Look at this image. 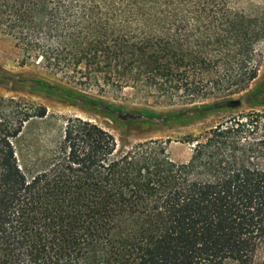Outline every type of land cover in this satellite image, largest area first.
Masks as SVG:
<instances>
[{
  "label": "trees",
  "instance_id": "trees-1",
  "mask_svg": "<svg viewBox=\"0 0 264 264\" xmlns=\"http://www.w3.org/2000/svg\"><path fill=\"white\" fill-rule=\"evenodd\" d=\"M0 32L21 66L43 70L32 81L132 88L196 118L223 102L198 104L257 77L264 12L220 0H0ZM47 117L0 96V264H264L260 116L190 138L187 162L170 157V140L121 148L82 117L46 151L26 149L27 125Z\"/></svg>",
  "mask_w": 264,
  "mask_h": 264
},
{
  "label": "rangeland",
  "instance_id": "rangeland-1",
  "mask_svg": "<svg viewBox=\"0 0 264 264\" xmlns=\"http://www.w3.org/2000/svg\"><path fill=\"white\" fill-rule=\"evenodd\" d=\"M160 1L186 7L196 5L201 0ZM220 1L231 9L248 14L264 12V0ZM261 51L257 77L248 88L241 93L198 104L199 107L223 102L221 109L204 110L194 118L188 117L191 114L184 112L192 109V106L155 103L152 98L139 94L132 88H105L100 92L97 87H93L87 91L76 88L66 91L42 81H32V77L44 76L43 70L31 64L21 66V51L10 36L0 32V96L15 97L25 103H36L48 109L47 119L27 125L23 141L26 149L46 151L60 139L67 118L82 117L111 132L121 148L129 149L136 143L149 140H170V157L177 162H187L192 155V145L187 140L206 134L234 116H260V135L264 136V43ZM89 96L97 102L95 105L87 98ZM182 113L188 116L180 117Z\"/></svg>",
  "mask_w": 264,
  "mask_h": 264
}]
</instances>
